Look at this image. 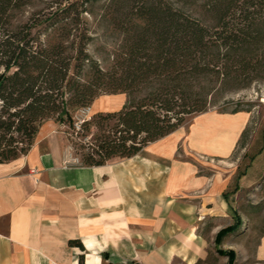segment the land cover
<instances>
[{"label": "trees", "instance_id": "trees-1", "mask_svg": "<svg viewBox=\"0 0 264 264\" xmlns=\"http://www.w3.org/2000/svg\"><path fill=\"white\" fill-rule=\"evenodd\" d=\"M197 2L0 0V163L25 154L47 119L73 129L71 111L102 94L125 102L82 124L97 130L83 166L134 156L217 102L248 111L226 97L264 81V0ZM241 225L233 210L214 236L229 264L234 251L220 244Z\"/></svg>", "mask_w": 264, "mask_h": 264}, {"label": "crops", "instance_id": "crops-1", "mask_svg": "<svg viewBox=\"0 0 264 264\" xmlns=\"http://www.w3.org/2000/svg\"><path fill=\"white\" fill-rule=\"evenodd\" d=\"M60 126L43 121L25 154L0 163V264L207 259L199 224L229 207L217 175H198L166 150L83 166L65 156ZM258 254L264 258V236Z\"/></svg>", "mask_w": 264, "mask_h": 264}, {"label": "rangeland", "instance_id": "rangeland-1", "mask_svg": "<svg viewBox=\"0 0 264 264\" xmlns=\"http://www.w3.org/2000/svg\"><path fill=\"white\" fill-rule=\"evenodd\" d=\"M101 39L93 42L91 49L102 46ZM110 40H105L107 48L113 45ZM226 98L232 103L240 102L249 110L222 112V101L217 102L206 111L187 117L180 127L164 138L149 142L142 150L153 153L166 150L171 158L189 162L198 175H217L220 188L230 192L227 213L205 217L199 224L198 231L204 234L208 244V257L199 264H229L226 256L216 252L214 236L232 223L233 210L240 215L242 225L223 238L221 248L234 251L232 264H264V258L258 254L264 236V81L232 92ZM124 102V94H102L89 105L88 120L97 112L117 110ZM79 109L71 111L72 118ZM60 127L65 137V156L81 161V154L87 151L81 145L93 141L96 128L92 125L89 129L75 130L66 123ZM236 185L238 189L231 192Z\"/></svg>", "mask_w": 264, "mask_h": 264}, {"label": "built area", "instance_id": "built-area-1", "mask_svg": "<svg viewBox=\"0 0 264 264\" xmlns=\"http://www.w3.org/2000/svg\"><path fill=\"white\" fill-rule=\"evenodd\" d=\"M90 107L89 106H82L77 112V115L72 118L73 119V128L75 130H79L82 124L89 119L88 112ZM74 163L80 164L79 158L71 157Z\"/></svg>", "mask_w": 264, "mask_h": 264}]
</instances>
